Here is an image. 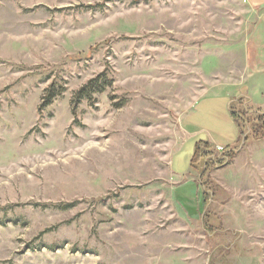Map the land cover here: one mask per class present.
Returning a JSON list of instances; mask_svg holds the SVG:
<instances>
[{
    "label": "rangeland",
    "instance_id": "rangeland-1",
    "mask_svg": "<svg viewBox=\"0 0 264 264\" xmlns=\"http://www.w3.org/2000/svg\"><path fill=\"white\" fill-rule=\"evenodd\" d=\"M237 98L264 112L245 0H0V264H264ZM200 142L239 147L204 201Z\"/></svg>",
    "mask_w": 264,
    "mask_h": 264
},
{
    "label": "trees",
    "instance_id": "trees-1",
    "mask_svg": "<svg viewBox=\"0 0 264 264\" xmlns=\"http://www.w3.org/2000/svg\"><path fill=\"white\" fill-rule=\"evenodd\" d=\"M242 101V99L237 98L235 100H231L230 104V115L233 119V122L238 127V140H241V143L242 140L246 141L250 136L259 135L262 132L264 133V112H256L258 116L252 119L249 117V115H252L253 111L247 110L244 112L241 107L244 108L246 105L242 104ZM236 105L239 106L238 108L241 111L234 108ZM236 147H231L229 149L223 148V151H219L216 146H213L209 142H200L196 145L195 153L191 161V169L199 174V185H196L199 187V190L201 189L202 191L203 201L206 198L205 194L207 189L205 185L207 186V174L212 169H218L219 167L225 166V164L229 163L238 153L239 147L238 149ZM202 216L203 220L205 221L204 214H202ZM222 250L223 249H220V251Z\"/></svg>",
    "mask_w": 264,
    "mask_h": 264
},
{
    "label": "crops",
    "instance_id": "crops-1",
    "mask_svg": "<svg viewBox=\"0 0 264 264\" xmlns=\"http://www.w3.org/2000/svg\"><path fill=\"white\" fill-rule=\"evenodd\" d=\"M246 4L249 6L250 9L258 13L260 17V25L262 30L264 31V0H245ZM219 98L222 97H209V98H204L201 100V103H206V104H212L213 102L217 101ZM208 107V106H206ZM229 111H230V105H229ZM218 147V145H216ZM222 147V146H220Z\"/></svg>",
    "mask_w": 264,
    "mask_h": 264
},
{
    "label": "built area",
    "instance_id": "built-area-1",
    "mask_svg": "<svg viewBox=\"0 0 264 264\" xmlns=\"http://www.w3.org/2000/svg\"><path fill=\"white\" fill-rule=\"evenodd\" d=\"M217 149H218L219 151H223V148H221V147H217Z\"/></svg>",
    "mask_w": 264,
    "mask_h": 264
}]
</instances>
